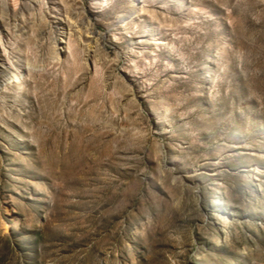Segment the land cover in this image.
Wrapping results in <instances>:
<instances>
[{
  "label": "rangeland",
  "instance_id": "obj_1",
  "mask_svg": "<svg viewBox=\"0 0 264 264\" xmlns=\"http://www.w3.org/2000/svg\"><path fill=\"white\" fill-rule=\"evenodd\" d=\"M0 264H264V0H0Z\"/></svg>",
  "mask_w": 264,
  "mask_h": 264
},
{
  "label": "bare ground",
  "instance_id": "obj_2",
  "mask_svg": "<svg viewBox=\"0 0 264 264\" xmlns=\"http://www.w3.org/2000/svg\"><path fill=\"white\" fill-rule=\"evenodd\" d=\"M16 76H18V74H16Z\"/></svg>",
  "mask_w": 264,
  "mask_h": 264
}]
</instances>
